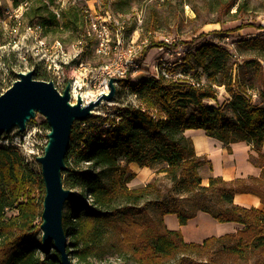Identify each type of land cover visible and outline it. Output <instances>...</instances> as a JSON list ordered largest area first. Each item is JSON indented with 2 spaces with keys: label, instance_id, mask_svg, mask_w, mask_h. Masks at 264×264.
Masks as SVG:
<instances>
[{
  "label": "trees",
  "instance_id": "trees-1",
  "mask_svg": "<svg viewBox=\"0 0 264 264\" xmlns=\"http://www.w3.org/2000/svg\"><path fill=\"white\" fill-rule=\"evenodd\" d=\"M11 1L17 7L28 0ZM218 7L231 20L246 12V3L238 0H219ZM178 44L180 41L174 47ZM162 45L166 44L151 42L139 62ZM242 45L261 50L264 57V39L252 38ZM232 57L228 47L206 41L194 52L189 49L176 66L203 70L207 83L174 68L173 74L180 72L185 78L148 74L137 83L129 77L121 79L120 86L128 90L133 101L106 116L92 115L76 122L66 157L68 169L63 174L65 188L75 190L80 198L66 203L70 212L63 220L73 264H92V259L116 248L108 244L113 233L127 248L120 253L137 264H189L185 258L209 257L221 241L231 243L222 251L234 260L264 256V80L257 91L261 104H255L252 87L244 85L230 65ZM249 64L260 72V60L247 61ZM139 71L143 72V67ZM188 78L201 85L189 84ZM216 87H225L231 96L226 107L205 103L217 100ZM107 124L111 127H105ZM189 129L204 130L227 147L237 142L251 145L259 154L253 162L262 168L260 177L226 181L212 176L204 185L200 169L210 162L196 154L192 140L185 135ZM131 163L151 168L163 163L159 172L171 180L170 194L151 200L157 189L155 182L131 189L129 183L136 176ZM241 193L258 196L263 209L237 205L235 196ZM44 197L42 173L34 171L19 149L0 144V264H62L58 251L46 248L42 236L37 238ZM186 202H191L189 208ZM198 213L241 228L195 243L185 241L180 230H171L165 223V216L176 215L185 226Z\"/></svg>",
  "mask_w": 264,
  "mask_h": 264
},
{
  "label": "rangeland",
  "instance_id": "rangeland-1",
  "mask_svg": "<svg viewBox=\"0 0 264 264\" xmlns=\"http://www.w3.org/2000/svg\"><path fill=\"white\" fill-rule=\"evenodd\" d=\"M68 2L67 9L56 17L51 6H57L56 0H28L22 16V26L20 29H13L15 24V14L10 15L7 11L15 8L11 0H0V88L1 93L9 89L13 83L19 79V74L34 70V79L43 77L49 79L52 73L48 70L46 64H36L32 58L34 49V37L28 32L29 25H43L41 35L50 39H61L64 43L65 51L74 57L78 51L80 55L73 58L72 67L77 71H66V76L73 79L80 76L79 84L86 88V81L94 74V68L102 65L106 59L95 54L92 44L84 48L77 46V41L83 37L86 24V1L87 0H64ZM112 8L115 13L123 17L126 25V38L131 41H137L141 44L148 40L159 43L165 38H172L180 41L184 47L193 52L206 41L224 45L233 52L230 65L234 69L237 78L248 86L252 87L250 92L253 94V102L261 104L257 91L262 87L264 80V57L261 50H251L242 45L244 41L252 38L264 39V0H238L246 3V12L239 14L235 20L218 7L219 0H111ZM25 2V3H26ZM108 3V0H105ZM92 4V0H90ZM235 8L231 13L235 12ZM55 17V18H54ZM221 21L218 23V21ZM242 27V28H240ZM263 27V28H259ZM82 50V52H81ZM139 56V55H138ZM170 58L168 55H160L157 48H153L148 53L142 66L144 71H138L129 78L133 83H137L141 76L150 75L160 63V59ZM260 60L262 68L256 73L255 67L246 65L247 61ZM178 58L174 56L171 62L175 63ZM182 62V60H181ZM80 63L86 66V69H79ZM66 70V69H65ZM174 70H186L187 73L200 77L204 83H207V76L201 69H192L190 65L174 67ZM217 100H205L207 105L226 107L230 102L231 96L227 93L225 87H216ZM117 97L112 102L104 101L94 111L95 115L106 114L112 110H117L122 105H127L133 98L130 97L127 89L117 87ZM89 92V91H85ZM76 124V122H75ZM74 124V125H75ZM50 127L46 118L37 113L36 117L27 124V130L20 133L15 127L9 133L0 135V144L13 146L27 159L29 165L36 172H41V165L37 157L44 154V148L48 142L47 134ZM163 163L156 164L152 168L154 175L151 183L155 182L157 189L149 197L151 200L163 198L170 194L172 182L165 173L159 172ZM205 185V184H204ZM42 196V195H41ZM186 197V195H183ZM191 202H186L185 206L190 207ZM70 212V206L65 205L64 214ZM199 213L197 214V216ZM196 216V217H197ZM177 222L179 220L175 215ZM194 219V218H193ZM189 223V222H188ZM214 219L207 217L199 218L197 226H191L190 234H197L200 239L205 234H211L215 230ZM180 225V223H179ZM181 226V225H180ZM178 230L180 227L177 228ZM187 232V233H188ZM212 234L210 236H213ZM42 236V230L39 231L37 238ZM209 237V236H208ZM206 237V238H208ZM217 237V236H216ZM219 237V236H218ZM205 238V237H204ZM185 239V238H184ZM69 240V239H68ZM203 240V239H202ZM205 240V239H204ZM203 240V241H204ZM187 241V240H185ZM202 241V242H203ZM190 242V241H187ZM109 245H115L103 257L92 259V264H137L135 261L124 256L120 251L127 250L121 242L117 233H113L108 239ZM231 245L228 241H221L214 247L213 253L209 257H196L191 255L185 260L189 264H199L208 261V264H264V256L255 255L247 260L238 261L227 257L222 248ZM107 247V246H106ZM76 262V260L74 261Z\"/></svg>",
  "mask_w": 264,
  "mask_h": 264
},
{
  "label": "water",
  "instance_id": "water-1",
  "mask_svg": "<svg viewBox=\"0 0 264 264\" xmlns=\"http://www.w3.org/2000/svg\"><path fill=\"white\" fill-rule=\"evenodd\" d=\"M110 81V93L84 104L81 96L75 105L71 103V83L60 93L53 82L34 79V70L20 73L19 79L5 92L0 88V135L15 127L20 133L37 113L46 118L50 131L44 154L37 157L45 185L42 211V242L49 250L54 247L61 255L62 264H73L67 253L68 237L64 229V209L70 200H79V194L67 189L63 183L66 157L70 149L75 122L86 120L103 101L112 102L117 88Z\"/></svg>",
  "mask_w": 264,
  "mask_h": 264
},
{
  "label": "built area",
  "instance_id": "built-area-1",
  "mask_svg": "<svg viewBox=\"0 0 264 264\" xmlns=\"http://www.w3.org/2000/svg\"><path fill=\"white\" fill-rule=\"evenodd\" d=\"M57 6H51L56 17H60L61 13L67 9L68 2L64 0H56ZM112 1L108 0H90L86 1V24L84 32H92V41H85L84 35L77 41V46L84 48L92 44L95 49V54L101 58H107V55H115V63L109 68V72H101V65L94 68V74L90 79L86 81V88H83V84H79L80 79H73V77L66 76V71L69 69L73 72L77 71L75 66H72L73 58L68 57V53L64 49V44H49L50 56L43 57V64H46L48 70L52 73L51 77L47 81L53 82L56 89L62 93L68 82L71 83V103L76 104L77 98L80 95L83 103L88 104L101 97L104 94L110 93V81L115 79H126L136 74L143 66L139 62V59H131L126 56V49L136 46L137 41H131L126 38V25L124 24L123 17L120 14L114 12L112 8ZM27 2L15 7L7 13L15 14L16 8H25ZM13 16V15H12ZM23 16V15H22ZM23 23V22H22ZM19 24L18 28L22 26ZM29 33H31L30 25L26 26ZM38 31L42 33L43 26L37 25ZM166 45L157 47L160 55H168L170 58L160 59V76H154L155 78H166L172 80H181L185 76L180 73H172L171 70L177 64L181 63L182 57L188 52V49L184 45L178 44L176 47V40L172 38H165ZM148 46V41H147ZM82 52V50H81ZM176 56L178 61L171 62V58ZM36 53L32 52V58L35 62ZM103 65V64H102ZM66 69V70H65ZM68 69V70H67ZM79 69H86L84 64H80ZM28 72V71H27ZM26 73V72H22ZM153 76V75H152ZM189 84L193 86H200L201 83L193 78H188ZM102 85V93L94 94V86ZM116 88L119 83H115ZM89 91V92H85ZM104 102V101H103ZM135 103V100H134ZM114 112L113 110L109 113ZM95 111H93V115ZM108 113L102 114L106 116Z\"/></svg>",
  "mask_w": 264,
  "mask_h": 264
},
{
  "label": "crops",
  "instance_id": "crops-1",
  "mask_svg": "<svg viewBox=\"0 0 264 264\" xmlns=\"http://www.w3.org/2000/svg\"><path fill=\"white\" fill-rule=\"evenodd\" d=\"M185 135L192 140L196 154L205 157L210 162V165L206 164L200 169V173L203 177V184L207 185L208 179L212 176L222 177L226 181H233L236 179L247 180L250 177H260L262 168L253 162V159L258 158L259 154L254 151L248 143L237 142L227 147L223 143L209 137L204 130L200 129H189L185 132ZM130 168L136 173L135 178L129 183L131 189L142 188L150 183L154 175L153 168L140 167L137 163H131ZM235 203L245 208L263 209L261 199L249 193L237 194L235 196ZM207 215L206 213H199L197 217L190 220L185 226L179 225L175 215H167L165 216V223L171 230H178L177 228L180 227L179 230L182 232L185 240L190 242L199 241L197 239V234L189 235L188 230L191 229L193 224H197L199 218L207 217ZM214 221L216 222L214 224L215 231L211 234H205V236L200 239V243L206 239V237H211L210 235L212 234L218 237L235 233L241 228L237 223H219L216 220Z\"/></svg>",
  "mask_w": 264,
  "mask_h": 264
},
{
  "label": "bare ground",
  "instance_id": "bare-ground-1",
  "mask_svg": "<svg viewBox=\"0 0 264 264\" xmlns=\"http://www.w3.org/2000/svg\"><path fill=\"white\" fill-rule=\"evenodd\" d=\"M25 8H16L15 11V24L13 29H20L18 28L19 24L22 23V15L24 14ZM31 34L34 37V52L36 53L35 63L36 64H43V57L50 56V48L49 44H64L61 39H50V41L43 35L41 32L38 31L37 25H30ZM84 39L85 41H92V32H84ZM147 41H143L141 44H136V46L131 47L130 49H126V56L127 58L131 59H139L141 53L145 47H147ZM81 48V47H79ZM80 52L74 54V57H78ZM139 55V56H138ZM68 57H72V55L68 54ZM103 65H101V72H109V68L115 63V55H107V58ZM83 64V63H80ZM153 76H160V63L155 68V71L151 73ZM80 79V76H77ZM102 93V85H95L94 86V94H101ZM105 127H111L110 124L105 125Z\"/></svg>",
  "mask_w": 264,
  "mask_h": 264
},
{
  "label": "clouds",
  "instance_id": "clouds-1",
  "mask_svg": "<svg viewBox=\"0 0 264 264\" xmlns=\"http://www.w3.org/2000/svg\"><path fill=\"white\" fill-rule=\"evenodd\" d=\"M72 105H75V104H72Z\"/></svg>",
  "mask_w": 264,
  "mask_h": 264
}]
</instances>
